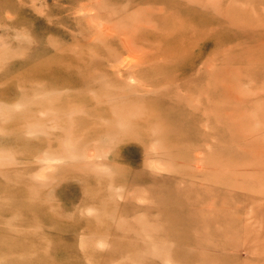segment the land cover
I'll list each match as a JSON object with an SVG mask.
<instances>
[{
  "label": "rangeland",
  "instance_id": "rangeland-1",
  "mask_svg": "<svg viewBox=\"0 0 264 264\" xmlns=\"http://www.w3.org/2000/svg\"><path fill=\"white\" fill-rule=\"evenodd\" d=\"M0 264H264V0H0Z\"/></svg>",
  "mask_w": 264,
  "mask_h": 264
},
{
  "label": "bare ground",
  "instance_id": "bare-ground-1",
  "mask_svg": "<svg viewBox=\"0 0 264 264\" xmlns=\"http://www.w3.org/2000/svg\"><path fill=\"white\" fill-rule=\"evenodd\" d=\"M81 11H83V10H81ZM100 21V20H99ZM107 24V23H106ZM100 28V27H99ZM108 28H110L109 26H108ZM129 41V40H128ZM135 54V53H134ZM129 54H127V56H128ZM133 56H136V55H133ZM124 57V56H123ZM92 155V154H91ZM96 156V155H95ZM95 158V157H94ZM156 161V160H155ZM48 162V161H47ZM50 162V161H49ZM54 162V161H53ZM51 166V165H50ZM51 167H53V166H51ZM163 168V167H162ZM46 169H47V167H46ZM49 169V168H48ZM164 169V168H163ZM42 171H44V170H42ZM39 173V172H38ZM41 175H43V174H41ZM260 219H261V217H260ZM260 221V220H259ZM260 224V223H259Z\"/></svg>",
  "mask_w": 264,
  "mask_h": 264
}]
</instances>
